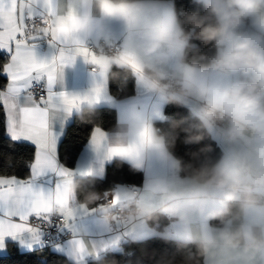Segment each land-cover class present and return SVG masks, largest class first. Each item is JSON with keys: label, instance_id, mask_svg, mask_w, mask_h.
I'll return each instance as SVG.
<instances>
[{"label": "clouds", "instance_id": "clouds-1", "mask_svg": "<svg viewBox=\"0 0 264 264\" xmlns=\"http://www.w3.org/2000/svg\"><path fill=\"white\" fill-rule=\"evenodd\" d=\"M192 2L194 9L177 0H45L34 22L42 39L52 29L74 36L96 57L77 55L94 81L131 77L138 89L121 101L105 88L99 99L75 94L82 99L65 115L91 122L101 100L122 104L116 130L104 131L106 147L117 149L106 160L144 172L145 182L100 193L91 168L74 172L71 206L82 196L79 209L94 212L104 233L172 242L175 250L153 264H264V0ZM169 104L187 114L166 116ZM178 138L200 145L188 160L175 154ZM85 244L84 257L118 264L103 260L106 246Z\"/></svg>", "mask_w": 264, "mask_h": 264}, {"label": "snow or ice", "instance_id": "snow-or-ice-1", "mask_svg": "<svg viewBox=\"0 0 264 264\" xmlns=\"http://www.w3.org/2000/svg\"><path fill=\"white\" fill-rule=\"evenodd\" d=\"M44 3L45 0H0V49L10 53L9 61L0 65V73L8 77V83L0 89V106L12 138H27L37 147L29 175L0 176V247L5 236L15 237L27 232L33 239L38 238L37 228L28 223L30 215L47 219L48 214L59 212L65 226L71 227L70 221L77 213L71 206L74 197L66 187L74 171L58 163L56 139L50 123L52 117L61 112L69 113L82 99L56 90L58 70L73 63L77 55L94 62L96 57L79 46L74 36H61L55 29L48 33L47 39L53 54L46 59L37 56L35 41L41 37L34 22L44 12ZM42 80L44 91L35 95L33 86ZM104 88L103 81H94L84 98L99 99ZM105 140L106 133L95 127L89 143L101 169L103 162L117 151L107 148ZM49 173L54 175V180ZM81 211L87 213L88 210ZM70 245L76 258L82 260L87 247L85 242L74 237ZM100 245L106 246V242Z\"/></svg>", "mask_w": 264, "mask_h": 264}, {"label": "trees", "instance_id": "trees-1", "mask_svg": "<svg viewBox=\"0 0 264 264\" xmlns=\"http://www.w3.org/2000/svg\"><path fill=\"white\" fill-rule=\"evenodd\" d=\"M177 6H184L188 9L197 7L192 0H177ZM203 49L205 46L199 41H194ZM7 56L0 54V65L7 62ZM133 78H124L123 76L115 80L108 81V88L112 96L116 100H124L134 95ZM7 84V78L0 73V89ZM166 116H174L175 114L186 115L187 110L175 105H166L164 107ZM116 123V110L114 107L101 105L96 106L95 112L91 117V122L80 120L76 114L71 123L64 131L63 137L58 146V160L64 167L73 170L78 155L88 141L91 132L95 127L103 130H110ZM157 125L161 126V122L157 121ZM183 133H181V138ZM178 138L175 154L188 160L186 153L200 145H185L182 139ZM211 143L214 152H219V147L213 140L202 141L201 144ZM35 149L32 145L20 141L13 140L6 135L5 113L0 106V176H16L25 177L29 175L30 164L34 159ZM142 172L133 171L125 162H117L116 160L107 165L103 177H94V185L92 186L97 192H104L114 189L117 186L129 185L139 187L142 183ZM82 196H77L81 200ZM93 206V205H90ZM8 254L0 256V264H73L65 255L52 251L50 248H43L35 252H20L16 245L12 242L7 243ZM175 245L172 242H165L162 239L150 236L136 242L131 240L123 243L119 251H110L102 254L104 261L115 258L118 264H153V260L159 258L161 254L167 252L172 253ZM149 254H154L152 259ZM87 264H101L99 259H91Z\"/></svg>", "mask_w": 264, "mask_h": 264}, {"label": "crops", "instance_id": "crops-1", "mask_svg": "<svg viewBox=\"0 0 264 264\" xmlns=\"http://www.w3.org/2000/svg\"><path fill=\"white\" fill-rule=\"evenodd\" d=\"M111 27L113 30V34L118 37L119 31H120L119 25L113 24ZM90 42L91 41H89V43ZM36 44L41 45L40 47L35 46V49H34L38 57L46 59V58H49L53 54L54 50L47 43V40L40 38L37 41H35V45ZM0 54L6 55L8 57L7 62L9 61L10 53L8 51H6L4 49H0ZM6 78H7V83H8V77L6 76ZM44 83L45 82L43 80L39 82V84H43V85H44ZM93 83H94V74L91 71V66L89 64L85 63L82 60V58L77 57L73 63L64 66L63 73H62V79L60 82L57 83L56 90L57 91L62 90V91H65V92L71 93V94H84V93L89 91V89L93 86ZM105 91L108 95H111L109 88H108V81L105 84ZM134 92L135 93L133 96H136L138 94V89L136 88L135 83H134ZM117 101H121V100H117ZM101 105L110 106L104 100H101L96 106H101ZM111 107H114L116 110V123L110 130H103L102 129L103 131H105L109 135V137L116 130L117 115H118L117 109H118V107L122 108L123 105L121 104L118 106H111ZM74 115H75V112H72L71 114H68V115H65L61 112V114L59 116H55V117L51 118L50 127H51V130H52V132L55 136V139H56V154H57V161L59 164H60V162L58 160V146H59V143L63 137L64 131L66 130L67 126L71 123ZM5 121H6V135L9 138L13 139L11 134L8 132L6 116H5ZM13 140L32 145L34 147L35 153H36L37 147L33 141H31L27 138H24V137H18V138H15ZM89 141H90V137H89L88 141L85 143V145L83 146V148L81 149V151L78 155V158H77V162L73 168V171L75 173H78V172L84 171L85 169L91 168V170L94 174V177H98V178L103 177L105 174V169H106L107 165L110 164L111 162L115 161V160H111V161L105 160L103 162V166L101 169L100 162L97 158V154L93 151ZM34 157H35V155H34ZM33 161H34V159H33ZM149 163L152 165L153 171L159 170L158 165L154 161H149ZM30 166H31V164H30ZM30 170H29V174H30ZM48 175L53 180L55 179L53 174L49 173ZM142 176H143V178H142L141 185L146 180V176H145L144 172H142ZM118 187H125L126 188V187H128V185L117 186L114 189H117ZM73 206H74V208H76L77 213L74 216L73 220L70 221L71 227H67V226H65V224H63V226L61 227V231L65 234H67L68 237L63 242H61V243L53 242V244L50 246V249L52 251L65 255L66 258L69 261H71L73 264H87L88 260L93 259L91 256H86L82 260H78L76 258L75 254L72 251L71 245H70V241L74 237L83 239L85 242L94 241L98 244H100L101 242H106L105 251L102 252L101 255L104 253L110 252V251H119L121 249L123 243L130 240L127 236H120L118 229L114 230L112 233H104V232L100 231L96 227L95 213L94 212H87V213L82 212L79 209V200L77 199V197H76L75 201L73 202ZM94 206L95 205L89 206V207L92 208ZM52 214H54V212L48 214L47 219H44L43 217H37L34 214L30 215L28 223L31 226L37 228L38 238L33 239L31 234H29L27 232L22 233V234H18L15 237L14 236H5L3 238V242H2L3 246L0 247V256H4V255L8 254V248H7L8 242L14 243L20 252L31 253V252H35L37 250L43 249L44 244L42 242V233H41L40 229L35 225V223L37 221L41 222V221L49 220V217ZM59 216H61V215L59 214ZM117 236H119V239H116ZM147 237H150V235L142 232L140 234V238L138 240H142V239L147 238ZM113 240L115 241L114 243L111 242Z\"/></svg>", "mask_w": 264, "mask_h": 264}, {"label": "built area", "instance_id": "built-area-1", "mask_svg": "<svg viewBox=\"0 0 264 264\" xmlns=\"http://www.w3.org/2000/svg\"><path fill=\"white\" fill-rule=\"evenodd\" d=\"M33 91L35 95H40L44 91V85L34 84ZM96 203L98 204L101 202L97 201ZM63 224L64 222L61 216L55 212L49 217V220L41 222L37 221L35 223L42 233V242L44 244V248H50L53 242L61 243L68 237L67 234L61 231Z\"/></svg>", "mask_w": 264, "mask_h": 264}, {"label": "water", "instance_id": "water-1", "mask_svg": "<svg viewBox=\"0 0 264 264\" xmlns=\"http://www.w3.org/2000/svg\"><path fill=\"white\" fill-rule=\"evenodd\" d=\"M35 46H36V47H40L41 45L36 44ZM128 187H130V186L128 185Z\"/></svg>", "mask_w": 264, "mask_h": 264}]
</instances>
